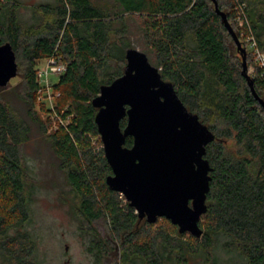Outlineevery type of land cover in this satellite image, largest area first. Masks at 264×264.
I'll return each mask as SVG.
<instances>
[{
  "label": "trees",
  "instance_id": "16d2710c",
  "mask_svg": "<svg viewBox=\"0 0 264 264\" xmlns=\"http://www.w3.org/2000/svg\"><path fill=\"white\" fill-rule=\"evenodd\" d=\"M216 1L242 43L253 36L264 52V0ZM19 8L17 0H0V45L12 46L17 76L23 78L20 108L5 93L11 84L0 86V252L6 264H40L26 229L37 184L21 150L35 130L48 139L65 175L95 264H229L231 258L236 264H264V107L242 74V57L213 0H57L40 8L29 26L20 22ZM134 19L150 62L215 135L207 146L213 170L201 237L181 234L166 218L140 219L107 185L112 168L104 149L90 139L100 138L93 100L124 74L126 53L134 48L129 27ZM57 52L67 64L57 85V109L62 121L72 119L47 136L35 111L40 89L35 73ZM247 62H254L251 53ZM252 79L264 101V69L257 66ZM126 125L122 120V129ZM132 145L128 137L125 146ZM99 221L105 232L95 226Z\"/></svg>",
  "mask_w": 264,
  "mask_h": 264
},
{
  "label": "water",
  "instance_id": "95a60500",
  "mask_svg": "<svg viewBox=\"0 0 264 264\" xmlns=\"http://www.w3.org/2000/svg\"><path fill=\"white\" fill-rule=\"evenodd\" d=\"M216 12L232 34L242 56V74L255 98L254 81L248 75L247 50L226 14L213 0ZM124 74L101 87L93 106L95 122L113 174L106 183L125 196L140 219L156 223L166 218L179 232L201 237L199 223L207 212L212 167L206 158L214 133L197 114L189 111L174 85L136 48L126 53ZM18 75L16 55L10 44L0 45V86ZM127 119L124 129L121 121ZM133 145L126 147V139Z\"/></svg>",
  "mask_w": 264,
  "mask_h": 264
},
{
  "label": "rangeland",
  "instance_id": "374dc122",
  "mask_svg": "<svg viewBox=\"0 0 264 264\" xmlns=\"http://www.w3.org/2000/svg\"><path fill=\"white\" fill-rule=\"evenodd\" d=\"M17 2L20 6L19 20L24 25L29 26L37 22L40 8L54 5L57 0H17ZM129 27L134 33L131 37L134 48L144 52L146 42L139 32V19L130 20ZM244 47L247 54L251 53L253 56V64L249 66L247 62V65L248 75L254 77L255 69L259 65L249 44L245 45L244 43ZM58 56L65 71L63 73H60V70L50 71L48 75L43 76L44 81L40 77L41 81H37L40 90L37 93L35 111L46 124L47 136L57 131L61 126H67L72 119L69 117L67 121H62L59 109H57L61 97L57 85L67 71V64L63 55L58 53ZM47 62L45 60L39 64L35 73L36 77L46 71ZM22 83L23 78L17 76L10 82L11 85L5 91L18 108L22 107L18 96ZM90 139L95 147L104 149L101 136L96 138L91 135ZM21 150L27 167L26 170L37 184L36 199L33 204V219L31 224L26 227L34 242L36 261L40 264H95V256L88 250L91 240L80 231L79 220L73 213L74 196L66 183L65 175L56 165V159L48 139L35 130L32 138L21 147ZM122 198L124 202H127L124 195ZM95 226L101 227L100 231L105 232L103 222L99 221ZM220 256L222 259H228L223 253H220ZM0 264H6L5 256L1 252ZM229 264H236L235 258H231Z\"/></svg>",
  "mask_w": 264,
  "mask_h": 264
},
{
  "label": "built area",
  "instance_id": "2783aa9c",
  "mask_svg": "<svg viewBox=\"0 0 264 264\" xmlns=\"http://www.w3.org/2000/svg\"><path fill=\"white\" fill-rule=\"evenodd\" d=\"M237 21L239 22L240 26H242L244 24V21L239 16L237 18ZM247 44H249V46L252 48V52L255 55L254 57H255L258 65H259V67L264 69V52H262L258 49L255 38L253 36L247 37L245 39V45H247ZM60 60L61 59L58 56V54H55L54 56L47 59V61H48L47 62V69H46V71L42 72L41 75H37V77H36L37 81L40 80L39 77L42 78L41 80H43V76L48 75L50 73V71H53V70H57V71L60 70V73H63L65 71V68H64V66Z\"/></svg>",
  "mask_w": 264,
  "mask_h": 264
}]
</instances>
